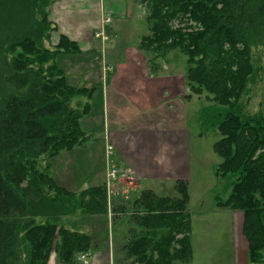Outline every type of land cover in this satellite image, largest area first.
Instances as JSON below:
<instances>
[{"label":"trees","instance_id":"obj_1","mask_svg":"<svg viewBox=\"0 0 264 264\" xmlns=\"http://www.w3.org/2000/svg\"><path fill=\"white\" fill-rule=\"evenodd\" d=\"M56 1L0 0V264H48L52 254L74 264L93 240L67 219L107 214L104 186L71 192L50 175V158L89 139L80 119L92 96L90 88L69 85L56 63L60 54L79 52L63 34L51 44ZM140 3L147 7L140 48L187 57L186 83L207 101L198 110L201 133L217 136L215 175L229 190L216 207L242 213L247 263L264 264V110L247 108L264 88V0ZM175 188L177 198L144 190L134 201L135 226L123 246L132 264L190 259L186 184L177 179Z\"/></svg>","mask_w":264,"mask_h":264},{"label":"rangeland","instance_id":"obj_2","mask_svg":"<svg viewBox=\"0 0 264 264\" xmlns=\"http://www.w3.org/2000/svg\"><path fill=\"white\" fill-rule=\"evenodd\" d=\"M95 1H98L101 8H104L102 10L104 13L103 18L108 17L110 19V24L103 27L109 35V39L103 45L94 43V47L88 53L79 55L78 53L76 55L73 53L60 54L56 56V63L63 74H66L68 84L86 86L92 89L89 111L80 121V124L88 131L86 133L89 134V139L82 146L62 151L48 161L50 175L55 182L73 192H78L82 189L79 188L81 186L87 187L100 183L104 177V169L111 168L114 165L112 152V155L110 154L106 159V153L104 154L103 149L105 132L101 115L102 84L103 78L106 79L105 82L107 83L109 76H112V72H106L103 67H107L108 64L113 66L122 64L124 60H127L128 48L138 44L141 35L147 32L145 22L147 7L139 3L140 0ZM92 11L91 14L93 15ZM65 22L68 25L73 20L67 19ZM173 24L174 27L183 26V24H179L178 20H175ZM95 34L94 39L96 40ZM57 36L55 33L52 34V45L56 44ZM96 43H98L97 40ZM138 54L144 55L143 57L146 58L147 70H152L153 66L159 67L163 62L161 61L162 57H156L154 53L147 52L144 49H139ZM166 56H168L167 63L177 62L176 66L183 64L184 67V134L180 136V144L177 143L179 137L177 132L166 133L168 132L167 128L164 131L160 126L159 128L163 131L155 134V137L159 139L163 137V140L167 139L166 142L170 144V146L167 145L169 158L167 157L166 171H161L164 174L160 173L161 181L156 179L141 181L138 189H135L133 193H128L127 186L129 185L126 183L132 179L125 177L123 180L118 181L117 186L114 185L120 195L111 198L108 197L107 190L104 187L107 214L105 216H87L86 219L80 220L79 224L84 227L82 230L92 237V246L95 242V235L91 231V225L96 229L100 225L105 226V222L108 226L110 225L109 233L112 236V246H114L109 249L111 264H132L121 246L120 249H116V242H119L128 234L129 228L135 226L134 223L127 222L129 216L137 211L132 198L135 199L134 196L138 195L143 187L154 188V192L160 196L177 198L176 181L181 179L186 184L188 193L187 208L191 214V255L188 261H175L173 264H244L243 252L246 247L241 233L243 219L240 214L234 213L237 211L219 208L215 204L216 197L222 200L226 199L229 190L224 188V183L215 175V167L222 160L214 149L217 136L212 132L201 133L202 130L199 126L198 110L207 101L203 94L195 95L191 93L186 83L187 57L177 50L168 51ZM137 73L138 75L141 74L140 67H137ZM253 94L255 95H252L253 98L247 106L249 112L254 113L260 109L264 110V88L255 90ZM173 111L175 112L176 109ZM112 126L110 123V131L113 130ZM132 126L126 123L125 128L119 127L122 137L135 139V132H128L133 129ZM112 135L114 136V134ZM161 149H158V151H162ZM155 168V166L152 168V172ZM130 175L134 176L132 172ZM77 216L80 217V215ZM113 221L115 222L111 225ZM138 231L136 229L134 233ZM130 234L131 231L128 236ZM93 252L92 249L87 254L93 255ZM79 255L75 256L74 264H83L81 261L76 260ZM91 260L89 259L90 264Z\"/></svg>","mask_w":264,"mask_h":264},{"label":"crops","instance_id":"obj_3","mask_svg":"<svg viewBox=\"0 0 264 264\" xmlns=\"http://www.w3.org/2000/svg\"><path fill=\"white\" fill-rule=\"evenodd\" d=\"M93 9L94 11H92ZM102 10H104V8H101L99 2L95 0H93V2L92 0H58L54 2L49 9V20L57 27V30L54 32L55 34H63L67 36L68 39L78 44L79 55L90 52L94 47V43L103 45L104 42L101 43V41L96 38L98 41V43H96L94 39V34L102 28V21L104 19ZM69 14L70 16H68ZM67 19L73 20V22L67 25L65 22ZM146 34L147 32L141 35L140 40ZM140 40L134 47L128 48V54H126L127 60H124L122 64H115L114 66L112 64L107 65L110 67L109 72H112V76H109L107 83L105 82L106 79L102 77L101 115L105 132L103 139L104 154L106 146H111L113 166L127 171L130 170L132 174H134V178L132 179V183L134 184L130 185L132 184V180L126 183L129 185H126L128 193H133L135 189H138L141 181H152L155 179L161 181L160 178L162 177H160V175L164 174V172L161 173V171H166L165 166L168 157L167 145L170 146V144L166 142L167 139L163 140V137L159 139L155 137V134H159L163 130L166 131V128L168 131L166 133L172 134L173 132H177V134H179L177 139L178 144H180V136L184 134L183 64L176 66L177 62L167 63L168 56H165L161 58V61L164 63L162 62L159 67L153 66L152 70H147L145 65L146 58L143 57L144 55L141 56V54H138L139 49H141ZM73 54L76 55L77 53ZM137 67L141 69L140 76L137 73ZM64 75L66 76V74ZM74 87L88 88L86 86ZM174 109H176L175 112L173 111ZM80 121H82V119H80ZM110 123L113 125V130L111 131L109 130ZM126 123L133 125V129L128 132H135V139L131 140L126 139L124 136L122 137L119 127L125 128ZM160 126L163 130L159 128ZM80 127L85 133L88 132L82 124H80ZM116 128H118V130H116ZM111 133L114 134V136ZM160 148H162V151H158ZM154 166L157 170L155 168L152 172ZM106 174L107 168L104 169V177L100 183L87 187L81 186L79 188L105 187L107 181ZM124 178L117 180L114 185L117 186L118 181ZM60 187L69 190L64 186ZM144 190H150L155 193L154 188L143 187L140 189L139 194L134 196L135 199L132 198V200L136 201L140 193ZM69 191L73 192L72 190ZM156 195L160 196L159 194ZM234 213L240 214L243 219L241 212L237 211ZM86 217L87 216H80L78 218V216H72L67 220L71 227L82 230L84 227L80 226L81 224H79V221L86 219ZM129 221L132 222L130 218H128L127 222ZM114 222L115 221H113L111 225L114 224ZM133 223L134 222H132V224ZM105 224V226L100 225L97 229L91 225L90 228L95 235V242L89 251L93 249V255H88L87 253L89 251H87L77 256V261H81L83 264H90L89 259H92L91 264H111V253L109 249L112 246V236L109 233L110 225L108 226L106 222ZM130 229L131 228L127 231L128 234ZM128 234L120 239L119 242H116V249H120V246L123 249V246L129 238ZM244 242L246 247L243 252V256L245 257L244 264H248L247 243L245 239ZM81 257H83V259H81ZM51 263L60 264L57 262L54 254L52 258L50 255L48 264Z\"/></svg>","mask_w":264,"mask_h":264},{"label":"built area","instance_id":"obj_4","mask_svg":"<svg viewBox=\"0 0 264 264\" xmlns=\"http://www.w3.org/2000/svg\"><path fill=\"white\" fill-rule=\"evenodd\" d=\"M110 24V19L108 17L104 18L102 21V28L101 30H99L96 34L95 37L98 38L101 43L105 42L106 40H108V35L106 34V32L104 31V26ZM104 70H106V72H108L110 70V67H104ZM112 152V147L107 145L105 148V157L107 159V157H109V155ZM106 184H105V188L107 190V195L109 198L111 197H116L120 195V192L118 191L117 187L114 186V183H116L117 180H119L120 178H128V179H133V177L130 175V173L127 170H123L119 167H111L107 169V174H106ZM114 186V188L112 189V187ZM110 200V199H109ZM81 259H83V257H81Z\"/></svg>","mask_w":264,"mask_h":264}]
</instances>
